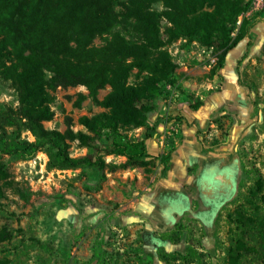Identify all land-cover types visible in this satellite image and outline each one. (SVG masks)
I'll list each match as a JSON object with an SVG mask.
<instances>
[{
	"label": "rangeland",
	"instance_id": "374dc122",
	"mask_svg": "<svg viewBox=\"0 0 264 264\" xmlns=\"http://www.w3.org/2000/svg\"><path fill=\"white\" fill-rule=\"evenodd\" d=\"M151 1L145 0L146 7L158 14L160 37L166 41L170 24L164 18L165 4ZM252 5L244 43L215 76L213 48L183 38L165 43L162 50L175 65L171 78L176 82L160 83L158 97L136 105L153 109L145 115L148 129L120 130L131 142L151 136L144 142L150 158L143 166L105 170L100 177L94 169H50L43 152L31 159L0 155V264H264V0ZM11 7L0 2V19ZM113 11L123 13L124 7L114 6ZM241 20L239 16L237 24ZM42 24L40 17L34 24L21 19L19 31L0 30V66L13 49L31 50L36 43L47 53L66 56L71 49L102 48L111 39V34L77 39L57 34L49 44L39 35ZM114 31L140 42L135 33ZM143 78L132 70L125 84L138 86ZM224 81L227 95L209 98ZM233 86L242 91L239 96ZM110 91L107 84L93 99L82 85L48 90L53 115L43 126L64 135L71 156L91 151L79 142L81 135L103 151L110 148L109 109L95 102ZM198 101L203 107L191 110L189 102ZM0 106L19 114L17 88L1 71ZM182 139L167 177L170 162L163 168L155 158L172 157ZM21 140L34 137L23 131ZM197 141L206 152L227 155L235 174L211 172L180 193L166 189L164 199L177 203L175 224L167 230L147 231L144 220L131 222L138 200L158 179L164 178L161 186L167 180L173 186L189 182L181 169L191 162L189 151ZM104 158L117 166L126 160Z\"/></svg>",
	"mask_w": 264,
	"mask_h": 264
},
{
	"label": "trees",
	"instance_id": "16d2710c",
	"mask_svg": "<svg viewBox=\"0 0 264 264\" xmlns=\"http://www.w3.org/2000/svg\"><path fill=\"white\" fill-rule=\"evenodd\" d=\"M160 1L165 4L164 18L170 24L166 41L160 37L158 14L148 10L145 0H127L123 4H117V0H0L12 4L0 19V30L15 33L19 31V20L27 19L34 24L40 17L43 24L38 28L39 35L47 37L49 44L57 40L53 38L57 34L60 38L69 35L74 39L111 34V39L102 48L71 49L66 56H61L47 53L40 43H36L31 50L13 49L2 60L0 71L16 86L20 108L19 114L15 115L0 106V155L31 159L43 152L50 169H94L100 177L105 170L114 172L147 163L150 156L144 142L151 136L145 134L140 141L131 142L120 134V130L148 129L145 115L153 109H138L136 105L158 97L160 83L176 82L171 78L175 65L162 50L165 43L183 38L213 48L217 63L211 69V75L215 76L229 53L246 38L249 25L246 14L253 6V0ZM114 6H123L124 12H114ZM23 9L27 12L23 13ZM239 16L242 20L237 24ZM116 28L130 35L135 33L140 42L125 40L119 31H114ZM132 70L144 74L138 86L125 84ZM107 84L111 86L110 93L102 102H95L109 109L105 117L109 122L111 146L103 151L81 135L79 142L91 151L73 157L64 135L43 126V122L51 120L53 115L48 90L82 85L94 99L97 91ZM203 105L201 101L189 102L191 110H199ZM23 131H30L34 140H21ZM106 156L126 160L117 166L106 163ZM155 159L166 168L171 156L161 154Z\"/></svg>",
	"mask_w": 264,
	"mask_h": 264
},
{
	"label": "crops",
	"instance_id": "0c3cea01",
	"mask_svg": "<svg viewBox=\"0 0 264 264\" xmlns=\"http://www.w3.org/2000/svg\"><path fill=\"white\" fill-rule=\"evenodd\" d=\"M224 84L225 81L221 87V90L213 93L209 98L213 96L227 95V92L226 93L224 92L225 91ZM235 91L237 93V96H239L240 93L242 92L238 87L235 89ZM222 109L223 108H221V111ZM223 114L224 113H222L221 115ZM182 143H183V139L182 142L177 146V148L173 152V155L169 163L167 177L170 174L171 161L176 156L177 151L182 146ZM189 152L192 158L191 162L185 163L181 169L182 173L189 180V182L173 186L171 181L167 180V182L164 183L163 186H161L160 181L163 180L164 178L158 179L156 183H154V185L151 186L152 190L146 194H143L138 200L137 206L135 208L136 214L131 216L132 217L131 222H136L142 219L145 222L146 225L145 227L147 231L167 230L168 228H170L169 224L171 222L173 223V225L175 224V216L173 212H175L177 203L175 201H172L171 199H167V198L164 199V196L166 194V189H169V187L172 188L174 187L176 188L177 192L180 193L184 189L186 184L188 183L194 184L197 181L199 182L201 178H203L205 175L208 176V174H211V172H215L216 174L218 173L219 175L222 174L223 172L226 173L232 172L235 174L234 162H229L227 160V155L223 153L206 152L203 150L202 146L199 144L198 141H197V147L193 148ZM192 166L197 168V172H195L194 174H190L188 172L189 168Z\"/></svg>",
	"mask_w": 264,
	"mask_h": 264
},
{
	"label": "bare ground",
	"instance_id": "6f19581e",
	"mask_svg": "<svg viewBox=\"0 0 264 264\" xmlns=\"http://www.w3.org/2000/svg\"><path fill=\"white\" fill-rule=\"evenodd\" d=\"M238 50H239V47H237L235 50H233V51H231L230 53H229V55H228V57H227V62H229V64H230V60H231V58L234 56V54L236 53V52H238Z\"/></svg>",
	"mask_w": 264,
	"mask_h": 264
}]
</instances>
